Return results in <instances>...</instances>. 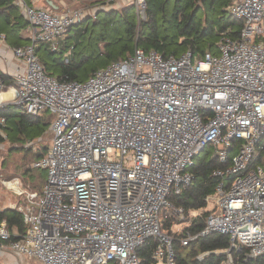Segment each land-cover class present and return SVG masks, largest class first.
<instances>
[{
	"label": "built area",
	"instance_id": "obj_1",
	"mask_svg": "<svg viewBox=\"0 0 264 264\" xmlns=\"http://www.w3.org/2000/svg\"><path fill=\"white\" fill-rule=\"evenodd\" d=\"M133 3L145 19L146 0ZM19 4L32 28L31 42L14 49L22 64L11 83L0 78V108L50 111L53 135L46 154L33 163L47 170L42 193L30 192L19 178L5 181L24 196L19 211L27 227L12 233L0 220V249L40 264H143L139 249L155 239L154 264H176L175 238L163 230L161 213L186 222L185 209L170 197L194 183L191 167L212 145L214 158L226 165L214 171L220 182L205 199L215 205L198 234L189 231L191 222L173 232L182 234L183 245L213 233L228 235L230 246L212 251L226 255L223 264L264 254V154L258 159L264 138V0L235 1L231 12L243 22L241 31L223 33L217 53L165 55L138 48L86 81L49 74L37 52L40 43L59 51L85 20L84 10ZM6 123L0 114L4 136ZM198 210L190 216L200 215Z\"/></svg>",
	"mask_w": 264,
	"mask_h": 264
},
{
	"label": "trees",
	"instance_id": "obj_2",
	"mask_svg": "<svg viewBox=\"0 0 264 264\" xmlns=\"http://www.w3.org/2000/svg\"><path fill=\"white\" fill-rule=\"evenodd\" d=\"M236 0H146V18L140 20L134 3L123 8L100 11L96 17H90L84 27L74 34H67L59 51H53L47 43H40L37 52L46 71L60 79L79 80L88 77L97 69L108 65L127 55H134L138 48L145 51L155 50L162 54L180 55L191 50L197 56L207 52L217 53V44L223 33L237 36L242 28V21L231 12ZM86 25V26H85ZM30 27V22L22 13L17 0H0V38L12 47L27 45L31 37L23 36V31ZM102 44L104 47H102ZM71 51L66 62L65 53ZM127 58V57H126ZM97 62L98 66H93ZM102 64V66H99ZM7 84L12 79L0 70V78ZM0 114L7 118L4 126L5 136L0 133V144L6 140L13 142L29 141L27 136L37 128L51 126V120L44 121L40 115L23 114L15 104L0 108ZM30 142V141H29ZM49 147L38 153L36 159L42 158ZM264 154V146L259 149L258 159ZM191 170L195 174L194 183L187 187L181 195H171L170 199L177 206L185 209L186 222H191L189 231L198 234L206 225L209 210L196 217H190V211L207 208L206 197L215 192L220 178L214 171L225 168L217 158L211 160L198 159ZM34 169H41L33 167ZM47 179V177H46ZM44 179L43 183L45 184ZM44 184H40L42 193ZM163 230L174 236L173 248L176 264H223L225 254L212 251L230 246L228 235L213 233L198 237L188 245H183L180 237L172 230L174 224L180 223L178 218L169 211L161 213ZM7 221L12 233L22 234L26 224L22 213L15 208L3 209L0 203V220ZM16 230V231H15ZM14 239L19 236L13 235ZM158 241L152 239L139 249L143 264H154L152 254ZM207 253L202 259L200 253ZM242 264H264V254Z\"/></svg>",
	"mask_w": 264,
	"mask_h": 264
},
{
	"label": "rangeland",
	"instance_id": "obj_3",
	"mask_svg": "<svg viewBox=\"0 0 264 264\" xmlns=\"http://www.w3.org/2000/svg\"><path fill=\"white\" fill-rule=\"evenodd\" d=\"M86 21L87 20H85V22ZM82 27H84L83 22L79 25L74 26L72 29L73 34L77 31V29ZM30 34H32V32ZM102 47H104L103 44ZM129 56L130 55H127L126 57ZM121 59L123 58H120L118 60ZM92 65L98 66L97 62H92ZM99 66H102V64H99ZM91 75H89L88 77H83L80 80L86 81L90 78ZM42 114L43 115L41 117L44 119V121L47 120H51V122L53 121L54 115L50 111H45ZM52 135L53 133L51 126H49L48 129L46 128V126H41L37 128L35 132H32L30 136H27V139H29L30 142L29 141L25 143L21 141L13 142L9 139L6 140L4 143L0 144V196L2 197L1 201H4L6 203V199L8 198L7 195H10V197L13 195L12 193L14 192L7 189L5 185V181H12L15 178H19L23 187L27 188L30 192H37V190L38 191L41 190L42 186L40 184H44L43 181L44 179L46 180L47 170L34 169L33 163H35V161L38 160L36 159V157L41 150H43L46 147H50ZM239 143L240 142L237 141L235 145L238 146ZM261 143L264 146V138L262 139ZM214 152H215V148L212 145H208L207 148L200 153V157L198 159H205L209 161L213 158ZM19 197L22 199V197L24 196L19 195ZM11 198L14 201L15 197L13 196ZM5 203L1 202V206L4 207ZM214 205H215L214 201L211 200L208 203L207 208L198 210V213L200 214L206 211L207 209L213 207ZM187 225H188L187 222L174 224L172 230L180 231V229H183ZM200 254L198 256H200ZM19 264H22V262L19 261ZM30 264H37V262L36 261L30 262Z\"/></svg>",
	"mask_w": 264,
	"mask_h": 264
},
{
	"label": "crops",
	"instance_id": "obj_4",
	"mask_svg": "<svg viewBox=\"0 0 264 264\" xmlns=\"http://www.w3.org/2000/svg\"><path fill=\"white\" fill-rule=\"evenodd\" d=\"M21 1L27 3L28 5L39 7V8H51L52 10L56 12L62 11L65 8H81L84 10L85 19L88 20L90 17L97 15L98 12L100 11L112 10L114 8L116 9L123 8L125 6L132 4L134 0H117V1H111V0H17L18 3ZM21 9H22V13L25 15L24 9L22 6H21ZM31 32L32 30H31V25H30V27L24 30L22 33H23V36L25 37H31L32 35L30 34ZM70 32H71L70 34H73L72 30ZM15 48L16 47L10 46L5 41L4 38L2 37L0 38V70L6 75H8L11 79H12L11 75L16 73L21 68V64H22L21 60L17 58L14 53ZM14 193H12L13 195L11 196V197L13 196L15 197L14 201L12 200L10 195H7L8 198L5 197L7 198L6 203L4 201H1L2 197L0 196V203L1 202L5 203L4 207L2 206L3 209L15 208L19 210V207H22L25 205L24 197H22L21 199L18 193L16 192ZM33 260L36 261L37 264H40L39 261L34 258H26L24 256L17 254L16 252L3 251L0 249V264H19V261H21L22 264H28V263L30 264V262H34Z\"/></svg>",
	"mask_w": 264,
	"mask_h": 264
},
{
	"label": "bare ground",
	"instance_id": "obj_5",
	"mask_svg": "<svg viewBox=\"0 0 264 264\" xmlns=\"http://www.w3.org/2000/svg\"><path fill=\"white\" fill-rule=\"evenodd\" d=\"M10 93H11V92H10ZM10 93H8V94L4 95V97L10 96Z\"/></svg>",
	"mask_w": 264,
	"mask_h": 264
},
{
	"label": "water",
	"instance_id": "obj_6",
	"mask_svg": "<svg viewBox=\"0 0 264 264\" xmlns=\"http://www.w3.org/2000/svg\"><path fill=\"white\" fill-rule=\"evenodd\" d=\"M85 20H86V19H85ZM85 20H84V21H85ZM84 21H83V22H84Z\"/></svg>",
	"mask_w": 264,
	"mask_h": 264
}]
</instances>
